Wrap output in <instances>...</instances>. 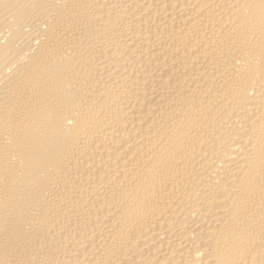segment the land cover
I'll use <instances>...</instances> for the list:
<instances>
[{
	"label": "bare ground",
	"instance_id": "bare-ground-1",
	"mask_svg": "<svg viewBox=\"0 0 264 264\" xmlns=\"http://www.w3.org/2000/svg\"><path fill=\"white\" fill-rule=\"evenodd\" d=\"M0 264H264V0H0Z\"/></svg>",
	"mask_w": 264,
	"mask_h": 264
}]
</instances>
